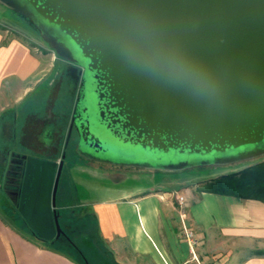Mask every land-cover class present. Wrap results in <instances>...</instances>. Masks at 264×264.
I'll return each instance as SVG.
<instances>
[{
	"label": "water",
	"instance_id": "water-1",
	"mask_svg": "<svg viewBox=\"0 0 264 264\" xmlns=\"http://www.w3.org/2000/svg\"><path fill=\"white\" fill-rule=\"evenodd\" d=\"M20 3L30 6L28 16L41 30L47 31L40 16L57 27L50 32L69 37L89 60L90 71L105 73L136 111L134 116L153 131L176 136L183 146L169 140V149H180L178 155L220 154L226 162L264 156V0ZM80 102L74 106L68 139L75 130L84 144L90 143L88 151H100L104 144L95 128L96 116L89 104L83 108ZM154 149L164 156L140 154L138 166L171 171L187 164L169 158L163 143H155ZM101 156L128 162L134 155ZM23 159L27 164L19 212L41 239L60 237L56 197L64 161L53 190L57 163Z\"/></svg>",
	"mask_w": 264,
	"mask_h": 264
},
{
	"label": "crops",
	"instance_id": "crops-1",
	"mask_svg": "<svg viewBox=\"0 0 264 264\" xmlns=\"http://www.w3.org/2000/svg\"><path fill=\"white\" fill-rule=\"evenodd\" d=\"M77 81L54 51L42 52L0 29V138L12 142V153L60 159ZM9 152L0 148V191L7 203ZM204 182L168 180L170 191L136 187L94 202L88 214L97 220L106 255L117 264H264V202L202 192ZM11 216L20 219L12 210ZM21 225L24 230L0 213V264H79L61 252V243H39ZM189 231L196 241L192 249Z\"/></svg>",
	"mask_w": 264,
	"mask_h": 264
},
{
	"label": "flooded vegetation",
	"instance_id": "flooded-vegetation-1",
	"mask_svg": "<svg viewBox=\"0 0 264 264\" xmlns=\"http://www.w3.org/2000/svg\"><path fill=\"white\" fill-rule=\"evenodd\" d=\"M1 1L7 8L9 7V9L15 11V13L19 14L21 17H25L29 21H32L38 33L42 35L45 41H47L48 45L53 48L52 51H54L55 53H59L62 58H64L70 64L71 72L73 75L79 76V81H77L74 106L78 99H81V102L79 104L80 106L83 105V108H85V102L87 103V105L89 104L88 110L94 112V115L96 116L95 120L97 123L95 122V128L104 144L103 148L100 151L98 149L88 151L89 148L86 147V144L88 143V145H90V143L87 142L86 144H84L82 137L78 135L75 130H73L71 137L65 143L63 154L58 161H55L57 163V166L53 169L54 174L52 177V183L54 190L59 166L61 162L64 161L62 175L60 177L57 190V205L59 203H68L67 199H63L64 189L62 188V183L64 184L67 178V175L65 174L66 170L68 171L69 169L67 166L68 149L66 150L65 147L68 146L67 148L72 149V141H74L73 139L75 137L78 138L77 143L79 147H81V149L79 148L80 154L84 156L87 155V157L97 162H111L113 164L116 163L129 167H145L138 166V155L155 152L164 156L162 151L158 152L156 149H154L155 143L159 146L163 143L167 147V150H169L168 154L173 153L178 155L180 149H178L177 151L169 149V140L173 145H182L181 142H179L178 138L176 136L164 135L157 131H153L146 122H144L142 119H139V117L134 116V114H136V111L132 110L127 105L128 103L124 100L122 95L115 90L114 84L111 82V80L106 78L105 73L101 70L90 71V69L88 68L89 60L82 57L80 50L77 46L75 47L69 37H67L64 33L57 34L55 32H50V29L56 31L57 27H55V25H52L53 27H50L46 20H44L40 16L39 20L42 24H45L44 26L46 27L45 29L47 31L41 30L38 24H36L35 21L28 16L31 11L30 6L28 8L27 3L24 5L26 7L25 8L21 6V0ZM55 48L57 49V51H55ZM77 62H80L81 64H78ZM96 75L99 76L98 79H96ZM101 96L102 98H100ZM80 113L81 111L79 112V114ZM101 114L104 115L103 120L100 117ZM143 146H146V148H143ZM150 146H152V149H149ZM101 152H104V155H111L113 157L134 155L135 157L133 156V159L136 160L130 159L128 160V162H115L114 160L109 159L110 156H101ZM187 152L188 150H185V153ZM63 155H65L64 160ZM24 156L28 155L11 152L6 159V172L7 183L9 186L8 196L11 200L12 205L14 206V210H16L18 216L22 220L26 231L39 243L48 245L67 243L70 244L71 247L77 248L74 242V231L71 229V227L66 225L67 221L70 222V220H68L69 217H71V214L74 213V211H72L73 208H71L70 206H57L59 223L63 230V233L60 235V237H57L56 234L54 238L49 241L41 239L38 234L28 226L25 218L19 212L24 185L25 166L27 164V161L23 159Z\"/></svg>",
	"mask_w": 264,
	"mask_h": 264
},
{
	"label": "rangeland",
	"instance_id": "rangeland-1",
	"mask_svg": "<svg viewBox=\"0 0 264 264\" xmlns=\"http://www.w3.org/2000/svg\"><path fill=\"white\" fill-rule=\"evenodd\" d=\"M35 28L32 21L21 17L9 7L7 8L0 0V29H3L4 34L19 36L31 46L38 47L42 52L52 51L53 48L48 45L44 37ZM56 55L62 57L59 53ZM73 140V148L70 149L71 154L67 158L69 180L64 184L62 183L65 199L68 200V203H59L60 206L62 204L73 205L71 206L72 211H74L73 215H86L92 211L96 204L94 202L118 198L122 196L125 189L133 190L136 187H142L144 189L157 188L162 189V191H170L173 187L166 185L168 180L186 179L188 184L204 182L223 174L241 171L264 160V157H257L226 162L220 161L222 158L220 154H211L214 156L207 154H170L169 158H177L180 162L187 164L171 171L163 167H129L111 162H97L87 155H81V147L77 143L78 138L75 137ZM12 146V142L8 139L0 138V148H6L12 152L10 150ZM144 156L154 159L161 155L149 152L145 153ZM209 159L212 162H207ZM182 185L183 183L179 187ZM13 207L12 203H7V198L0 191V213L13 226L19 230H24L21 220L17 216L14 218L11 216V210L13 215L17 214Z\"/></svg>",
	"mask_w": 264,
	"mask_h": 264
},
{
	"label": "trees",
	"instance_id": "trees-1",
	"mask_svg": "<svg viewBox=\"0 0 264 264\" xmlns=\"http://www.w3.org/2000/svg\"><path fill=\"white\" fill-rule=\"evenodd\" d=\"M67 147L65 149H68L67 156H69L70 148ZM200 190L237 199L264 202V160L241 171L223 174L205 181ZM73 214L69 217L70 222L67 221L66 225L74 231V242L77 248H73L67 243H61V252L79 264H86L85 260L89 264H117L106 255L94 215Z\"/></svg>",
	"mask_w": 264,
	"mask_h": 264
},
{
	"label": "built area",
	"instance_id": "built-area-1",
	"mask_svg": "<svg viewBox=\"0 0 264 264\" xmlns=\"http://www.w3.org/2000/svg\"><path fill=\"white\" fill-rule=\"evenodd\" d=\"M179 201H180V203H183L184 198L183 197H180L179 198ZM187 237H188L189 245H190V247L192 249L194 247V245L196 244L195 237H194V233L191 232V231H189L187 233Z\"/></svg>",
	"mask_w": 264,
	"mask_h": 264
}]
</instances>
